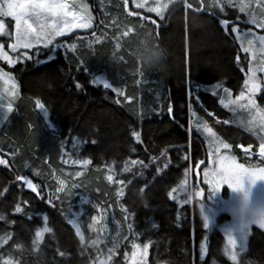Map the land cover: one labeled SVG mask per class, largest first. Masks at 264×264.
Here are the masks:
<instances>
[{
	"label": "trees",
	"instance_id": "16d2710c",
	"mask_svg": "<svg viewBox=\"0 0 264 264\" xmlns=\"http://www.w3.org/2000/svg\"><path fill=\"white\" fill-rule=\"evenodd\" d=\"M82 2L88 4L94 18L93 29L57 40L65 46L76 44L75 51L61 47L54 58L47 59L49 50L41 49L37 56L33 49L29 51L31 60L22 58L14 65L0 60V68L18 86L3 131L6 136L0 134V159L6 161L0 164V214L6 218L0 221V235L12 234L8 243L0 247V255L5 258L10 255L15 264H99V260L106 259L107 248L115 240L119 246L109 264H127L124 254L130 255L131 241L136 239L127 229V223H132L133 230L141 233L138 243L153 241L147 264H233L224 254V234L213 225L208 186L203 183L201 172L193 173L200 161L208 165V137L202 130L198 132L196 126L207 123L220 139L231 145L222 151L230 152L240 162L264 166V161L245 159L238 149L240 144L250 149L260 143L244 126L255 110L225 108L219 102L225 94L218 90L214 96L210 90L212 85L222 84L232 92V97L244 90L249 54L240 49L231 27L236 24L241 29L251 28L261 33L264 29L244 23L247 16L236 7L225 5L224 12L217 8L209 10L210 0H204L206 8L199 13L185 10L183 4L170 5L164 12V20L155 13L136 9L132 0H128V11L139 12L147 19L128 16L123 0ZM189 2L198 6V0ZM223 19L230 21L227 33L219 23ZM6 20L10 22V32L13 31V21ZM152 20L156 21L155 25ZM128 27L133 31L125 37L122 33ZM85 35L90 38H79ZM96 37H101L99 42ZM1 40L13 57L26 51L11 52L6 49L10 38L1 37ZM145 45L167 50L166 72L142 68L137 53ZM103 80L121 88L126 96L132 97L131 102L111 89H104ZM261 81L264 84V76ZM37 99L46 106L54 129H45V118L35 106ZM117 99L119 104L115 102ZM255 100L264 109V89ZM169 106L171 114L167 111ZM132 131L140 132L142 143H136ZM256 131L259 132L258 127ZM164 150L167 154L161 156ZM69 156L90 159L91 164L83 168L64 163ZM152 157L157 159L153 161ZM131 160H143L148 167L132 166ZM126 162L131 167L129 172L123 171ZM166 163L168 167L164 168ZM158 167L162 169L159 173ZM188 169L191 171L185 177ZM64 170L81 173L69 181L70 188L72 184L79 185L71 188L70 194L55 193ZM108 175H113V182L106 179ZM17 176H26L39 185L44 199L17 180ZM121 179L124 185L115 183ZM185 179L189 190L204 189L203 200L194 197L191 203L180 204L168 197L167 193L175 187L177 193L173 195H178L180 200L185 198L179 191ZM118 188L124 190L122 197L116 196ZM49 194L60 197L53 201L55 206L46 202ZM83 199L91 203H83ZM17 203L24 212H14ZM201 203L205 204L211 221L209 229L203 228ZM92 205L107 209L102 222L106 231L102 234L88 228L90 216L96 214ZM122 208L132 214L127 222ZM45 214L52 232L45 233L34 250L35 230L44 226ZM70 219L81 224L83 244L68 223ZM214 219L225 221L230 217ZM153 224L157 227L153 228ZM125 235L128 240L123 239ZM98 236L104 243L97 248L91 241ZM16 243L22 249H16ZM201 243L207 248L203 260ZM60 252L65 255L61 256ZM239 264H264V231L252 227Z\"/></svg>",
	"mask_w": 264,
	"mask_h": 264
},
{
	"label": "snow or ice",
	"instance_id": "6c2138e0",
	"mask_svg": "<svg viewBox=\"0 0 264 264\" xmlns=\"http://www.w3.org/2000/svg\"><path fill=\"white\" fill-rule=\"evenodd\" d=\"M136 9H144L148 13H155L160 20H164V12L167 8V5L161 7V0H153V3H149V0H132ZM227 5L229 8L236 7L240 12L245 13L247 20L244 23L255 26L257 29H264V0H210L207 5V8L211 10L212 8L219 9L220 12H224V7ZM254 5V7H253ZM185 10H192L193 12L199 13L205 10L206 5L204 0H198V6H195L193 3H190L189 0H184L183 4ZM123 7L127 11L128 16H140L139 12L128 11V0H123ZM259 9V13L255 11ZM3 18H11L14 22L13 31L9 32ZM141 20L147 19L146 17L140 16ZM93 17L89 11V6L86 3H83L82 0H0V36L10 37L11 43L8 44V48L12 52H18L21 49L23 51L19 56L13 57L6 52L5 45L0 43V60H4L9 65H14L18 60L22 58L31 60L33 59L32 55H29V51L35 49L36 55L40 54L41 49L49 50V56L47 59L54 58V54L58 48L65 47L66 51H75L76 44L64 45L57 43L58 37H63L69 33H72L76 29H91L93 27ZM115 23V20L113 21ZM152 24H156L155 20L151 21ZM225 29L226 33L228 32L229 20L223 19L219 22ZM158 27V25H157ZM133 31L132 27H128L126 31H123V36H128L130 32ZM231 33L235 34V40L239 42L240 49L249 54L248 59V69L246 78L244 79L243 85L244 90L239 92V95L232 98V92L224 87L222 84H217L215 87L217 90H222L225 94L220 99V104L225 108L230 106H238L240 108L249 109L250 112L255 110L252 113V118L248 121L245 126L246 130L256 135L259 139V156L262 161H264V109H260L257 104L254 96L260 91L261 88V79L257 76V73H264V35L257 34L256 31H253L251 28L247 30H242L238 25L234 24L231 29ZM92 35L95 37L96 33L93 32ZM101 37H96V42H99ZM119 48V44L116 45ZM237 62L240 61V57L237 55ZM44 62V61H39ZM255 62V63H254ZM243 71V68H241ZM99 79V78H97ZM0 82L4 84L11 85V91L8 92L10 97H15L16 84L13 78L9 73H6L2 68H0ZM93 84L96 83V79L92 81ZM78 88L79 84L76 85ZM102 86L104 89H111L113 93L117 96H124L125 100L131 102L132 97L126 96L124 91L121 88L113 87L111 83L107 80L102 81ZM212 95H217V91H213ZM2 99V97H0ZM246 101V103H241ZM116 103H120L117 99ZM35 106L37 109L41 110L45 117L48 116L46 106L37 99L35 101ZM0 109L4 110V119H7V113L12 111V103L9 101L6 105L0 103ZM167 111L169 114L172 112L171 106L168 107ZM195 115V113H193ZM224 123H229L224 121ZM259 128V132L256 131V128ZM196 130L200 132L203 131L204 134L208 137V165L203 169V183L208 186V199H211V196L222 191L223 187L227 185L232 191L244 189V181L248 179L251 184H255L258 180H264V167L249 164L246 166L244 163H237L236 157L226 153H222V149H229L231 145L224 142L220 139L217 134L213 131L211 127L204 123L203 125L197 124ZM132 137L136 143H142L141 134L139 131H132ZM95 141H93L94 143ZM134 150V149H133ZM167 154L166 150L160 153L161 156ZM247 155V153H246ZM157 157H152V160L155 161ZM64 163L79 165L83 168H87L91 164L90 159H72L71 156ZM199 163H203L200 161ZM0 164H6V161L0 159ZM130 164L132 166L142 165L147 168L148 165L144 163L143 160H131ZM199 166V164L197 165ZM167 163L164 164V168H167ZM124 172L131 171V167L126 162ZM157 173L162 171L161 168L156 169ZM190 169L185 171V177H187ZM109 172H112V169L109 168ZM39 175V173H37ZM76 176H80L81 173L77 172ZM142 175V173H141ZM17 180L22 181L23 184L35 193L41 199H44L39 185L33 183L31 179L26 176H17ZM106 179L109 182H113V175H108ZM131 181H129L130 183ZM116 184L124 185V180H116ZM59 186L55 188V193L66 192L70 194L71 188L79 187L77 184H72L71 188H68L64 180H58ZM187 184V179L181 182L179 185V191L185 194L183 200L179 199V196H174L173 193H177V188H172L171 191L167 193L170 199L177 200L180 204L191 203L194 197H199L201 200L204 199V189L199 190H189L185 187ZM147 187V185H145ZM4 191H7L5 188ZM143 193L144 188L140 189ZM124 195L123 188H118L116 191L117 197H122ZM58 195L49 194L47 197V203L49 205L55 206L53 204L54 200H59ZM83 203H91L87 199H83ZM25 204L27 201L24 202ZM96 214L90 216V223L88 228L92 231H98L101 234L106 231V225L102 222L106 219L105 213L107 209L101 208L98 205H92ZM109 208L112 207L111 204L108 205ZM122 211L126 213L124 216L125 222L130 218L127 208H122ZM15 213H22L24 209L20 206L19 203L16 204L14 208ZM63 214V212H62ZM200 215L203 219V228H210V218L205 212V204H200ZM6 218L4 215L0 214V221H4ZM31 219V217H29ZM44 226L39 227L35 230L34 239L32 240V245L34 250L38 249L39 244L43 241L44 234L52 232V228L47 226L48 217L45 214L43 216ZM68 223L72 225L75 229L76 236L79 237L81 244L84 243L85 237L81 231V224L76 219L68 220ZM258 224L260 228L264 229V213L259 214L255 219L239 224L235 230L225 228L223 230L226 238V247L224 248V254L230 259L233 264H239L238 257L241 252L246 250L247 239L249 236L250 225ZM97 225L100 227L97 228ZM153 228L157 225L153 224ZM127 229L131 235L136 237L131 241V253L125 252V260L127 264H147V256L150 246L153 244L151 239H148L143 244L138 243L141 233L135 232L133 230V224L127 223ZM119 235V232L117 233ZM12 238V234L6 232L4 235H0V247H3L8 241ZM124 240H128V236L123 237ZM207 240V237L204 238ZM104 243V240L98 236L95 240L91 241L93 246L99 247L100 244ZM118 243L114 240L112 246L107 248V257L106 259L99 260V264H109L112 261L113 256L116 254V248ZM16 249H22L20 243L14 245ZM207 248L204 243L200 245V259L203 260L204 255L206 254ZM61 256H64V252L59 253ZM99 259V258H98ZM0 264H15L12 257L9 255L7 258L0 255Z\"/></svg>",
	"mask_w": 264,
	"mask_h": 264
},
{
	"label": "rangeland",
	"instance_id": "374dc122",
	"mask_svg": "<svg viewBox=\"0 0 264 264\" xmlns=\"http://www.w3.org/2000/svg\"><path fill=\"white\" fill-rule=\"evenodd\" d=\"M253 7H254V5H253ZM255 11L257 13H259L260 10L259 9H255ZM3 19L5 20V19H11V18H3ZM5 24L7 26V30L10 32V30H11L10 26H9L10 22L8 20H6ZM13 24H14V22H13ZM92 29H93V27L91 29H86L85 31L83 30V32H90ZM80 30H82V29H76L72 33H69V34H67L65 36H71L73 34L83 33V32H80ZM242 30H245V29H242ZM252 30L256 31L257 34H259V35H264V33H261L258 30H255V29H252ZM77 31H79V32H77ZM75 32H77V33H75ZM65 36H63V37H65ZM1 37H5V36H0V43H3L2 40H1ZM5 38H10V37H5ZM59 38H61V37H58L57 40ZM10 40H11V38H10ZM6 49L11 51V49H9L8 46L6 47ZM8 54L10 56H12L9 52H8ZM187 59L189 60L188 55H187ZM188 60H187V62H188ZM257 76L261 79L262 76H264V73H259L258 72ZM15 84H16V82H15ZM216 85H212L210 90L212 92L215 90V91H217V94H218V90L215 87ZM16 86H17V84H16ZM263 89H264V84L261 81L260 91L255 94L254 99L262 92ZM11 90L12 89H11V85L10 84H4L3 82H0V97H2V99H0V103H3V104L6 105L9 101H11V103L13 105L14 97H10L8 95V92H10ZM220 91H222V90H220ZM16 92L18 93V86L16 88ZM232 98L235 99V96H233ZM243 102L245 103L246 101H243ZM12 110H13V107H12ZM37 110L41 112V110H39V109H37ZM11 113H12V111L10 113H7V119H4L3 118L4 110L0 109V134H2L3 137L6 136L5 132H3V131H4L5 124L8 122V117H9V115ZM41 114L45 118L44 121L47 124V125H45V129L47 131H49L50 129H54V127L51 126V124H50L49 117L48 116L45 117L42 112H41ZM1 142H2V138H0V143ZM257 146H255V147H257ZM245 149L242 148V147L240 149L242 151V154H243L245 159L250 160V161L251 160L252 161H256L255 159H257L259 161H262L260 156H259V153L257 151H255L254 148H251L250 150H247V149L245 150ZM222 153H226V154L232 155L230 152L222 151ZM246 153H247V155H246ZM236 161H237V163H243V162H240L237 158H236ZM244 164L246 166H248L249 164H252V163H244ZM253 165H258V166L264 167V166H262L260 164H253ZM207 166H209V165H207ZM204 167H203V169H204ZM77 172H79V171L64 170L63 173H60V178H58V180H64L66 185H67V187L70 188L69 181H73L74 178L78 177V176L75 175ZM195 172H196V174H198L197 173V167H196V169L195 168L193 169V173H195ZM200 172H201L202 177H203V170H201ZM244 189L249 192L250 201H251L252 205L254 207L258 208V209L264 210V180H258V181H256L255 184H251L248 179H245V181H244ZM66 191H67V189H66ZM225 192H226V194H225ZM210 201H211V205H212L211 206V210H212L211 212H212V216H213V225H214V227L216 229H218L219 231H221L223 234H224L223 230L225 228L235 230V228L238 226V224L236 223V221L234 220L233 216L231 215V211L237 204L238 196L235 193H233V191L227 185H225L221 192L211 196ZM223 215H228L230 217V219L225 220V221H218V220L214 219V218H219V217H221ZM252 227H256V228L264 231V229L260 228L258 224L250 225V229H249V233L250 234H249L248 239H247L246 249L248 247V242H249V238H250V235H251V232H252ZM224 236H225V234H224ZM245 251L240 253V255L238 257V260H239V258L241 256V254L244 253Z\"/></svg>",
	"mask_w": 264,
	"mask_h": 264
},
{
	"label": "clouds",
	"instance_id": "9594fccd",
	"mask_svg": "<svg viewBox=\"0 0 264 264\" xmlns=\"http://www.w3.org/2000/svg\"><path fill=\"white\" fill-rule=\"evenodd\" d=\"M184 0H161V7L167 5L166 10L170 5H182ZM167 50L162 46L145 45L137 53V60L145 71L166 72L167 70ZM238 196L236 206L232 209L231 215L236 223H247L255 219L259 214L264 213V210L254 207L250 201V194L245 189L233 191Z\"/></svg>",
	"mask_w": 264,
	"mask_h": 264
},
{
	"label": "water",
	"instance_id": "95a60500",
	"mask_svg": "<svg viewBox=\"0 0 264 264\" xmlns=\"http://www.w3.org/2000/svg\"><path fill=\"white\" fill-rule=\"evenodd\" d=\"M79 38H82V39H88L90 38L88 35H85V36H80ZM205 166V163H201L198 167H197V173L199 175V172L203 169V167Z\"/></svg>",
	"mask_w": 264,
	"mask_h": 264
},
{
	"label": "built area",
	"instance_id": "2783aa9c",
	"mask_svg": "<svg viewBox=\"0 0 264 264\" xmlns=\"http://www.w3.org/2000/svg\"><path fill=\"white\" fill-rule=\"evenodd\" d=\"M254 150L257 151L259 153V146L254 147Z\"/></svg>",
	"mask_w": 264,
	"mask_h": 264
},
{
	"label": "crops",
	"instance_id": "0c3cea01",
	"mask_svg": "<svg viewBox=\"0 0 264 264\" xmlns=\"http://www.w3.org/2000/svg\"><path fill=\"white\" fill-rule=\"evenodd\" d=\"M90 11V10H89ZM93 17V16H92ZM92 23H93V26H94V18H93V21H92ZM85 31V30H84ZM77 32H79V31H77ZM77 32H75V33H77ZM80 32H83V30H80Z\"/></svg>",
	"mask_w": 264,
	"mask_h": 264
},
{
	"label": "bare ground",
	"instance_id": "6f19581e",
	"mask_svg": "<svg viewBox=\"0 0 264 264\" xmlns=\"http://www.w3.org/2000/svg\"><path fill=\"white\" fill-rule=\"evenodd\" d=\"M245 148L242 144L238 145V149Z\"/></svg>",
	"mask_w": 264,
	"mask_h": 264
}]
</instances>
